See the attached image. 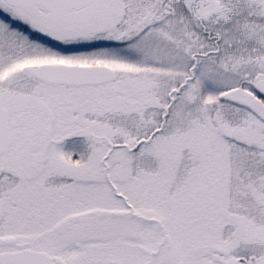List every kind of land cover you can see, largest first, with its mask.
I'll list each match as a JSON object with an SVG mask.
<instances>
[{
    "label": "snow or ice",
    "instance_id": "snow-or-ice-1",
    "mask_svg": "<svg viewBox=\"0 0 264 264\" xmlns=\"http://www.w3.org/2000/svg\"><path fill=\"white\" fill-rule=\"evenodd\" d=\"M0 264H264V0H0Z\"/></svg>",
    "mask_w": 264,
    "mask_h": 264
}]
</instances>
